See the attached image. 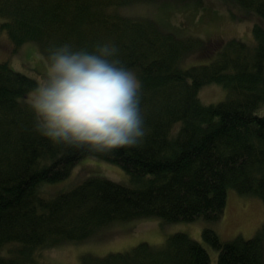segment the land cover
I'll return each mask as SVG.
<instances>
[{"label":"trees","instance_id":"1","mask_svg":"<svg viewBox=\"0 0 264 264\" xmlns=\"http://www.w3.org/2000/svg\"><path fill=\"white\" fill-rule=\"evenodd\" d=\"M228 1L259 19L253 41L230 38L209 62L185 64L191 48L208 45L182 34L185 25L170 22V8L204 0H0L1 30L15 48L36 43L44 61L54 44L89 51L97 42L114 44L118 58L141 81L147 130L139 147L108 154L53 145L34 130L27 104L45 72L28 59L20 65L26 72L9 59L0 62V264H41L44 249L95 239L116 221L217 220L231 188L264 201V0ZM141 3L153 10L146 15L127 10ZM215 82L225 88V98L204 103L200 89ZM87 156L121 164L130 183L85 176L98 169L89 163L79 164L89 165L76 178L72 169ZM202 235L218 250L217 264H264L262 231L223 241L205 227ZM210 261L203 243L176 232L164 244L141 242L126 251L86 256L84 264Z\"/></svg>","mask_w":264,"mask_h":264},{"label":"rangeland","instance_id":"2","mask_svg":"<svg viewBox=\"0 0 264 264\" xmlns=\"http://www.w3.org/2000/svg\"><path fill=\"white\" fill-rule=\"evenodd\" d=\"M184 5L185 3L178 5V8L174 6L170 8L172 12L170 22L177 26L184 24L182 34L193 35L198 45H201V41L207 42L208 45V49L205 50L191 48L184 55L185 64L209 62L217 56L220 47L230 38L253 41L252 26L254 22H260L256 16L246 15L247 13L228 0H204L201 5L186 7ZM127 10L135 15H146L153 9H147L146 5L141 3L132 5ZM157 19L159 22L165 20L163 14L159 12ZM39 54L44 55L42 51L38 52L34 42H25L15 48L7 32L0 28V62L9 59L14 69L25 71L20 65L28 59L33 62L30 65H37L46 72V61ZM199 96L204 103L218 102L225 98L226 90L215 82L202 87ZM80 163H89L93 165L92 167L98 168L85 176L98 174L122 183H130L129 173L121 164L95 156L84 157L73 167L72 173H77L78 179L83 177L85 168L89 165H79ZM70 177L65 178L62 183H67ZM205 227L213 228L223 241L237 236L251 238L258 231L264 232V201L260 197L239 193L231 188L227 193L224 214L217 220L198 217L194 220L168 221L161 217L146 216L116 221L107 226L95 239L67 241L57 247L44 249L39 255V260L41 264H84L86 256H104L110 252L126 251L141 242L161 245L171 234L183 232L203 243L210 253V264H217L218 250L205 241L202 235Z\"/></svg>","mask_w":264,"mask_h":264},{"label":"clouds","instance_id":"3","mask_svg":"<svg viewBox=\"0 0 264 264\" xmlns=\"http://www.w3.org/2000/svg\"><path fill=\"white\" fill-rule=\"evenodd\" d=\"M111 42L47 50L46 72L28 94L34 130L53 145L108 154L139 147L147 135L142 84Z\"/></svg>","mask_w":264,"mask_h":264}]
</instances>
